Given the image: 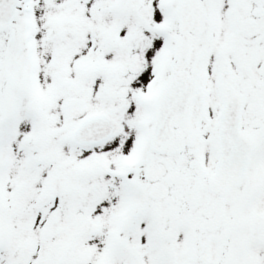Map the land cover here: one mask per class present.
Masks as SVG:
<instances>
[{
  "label": "snow or ice",
  "instance_id": "1",
  "mask_svg": "<svg viewBox=\"0 0 264 264\" xmlns=\"http://www.w3.org/2000/svg\"><path fill=\"white\" fill-rule=\"evenodd\" d=\"M0 264H264V0H0Z\"/></svg>",
  "mask_w": 264,
  "mask_h": 264
}]
</instances>
